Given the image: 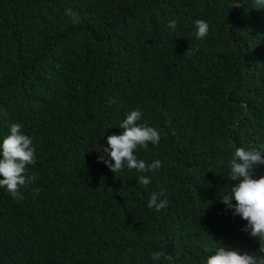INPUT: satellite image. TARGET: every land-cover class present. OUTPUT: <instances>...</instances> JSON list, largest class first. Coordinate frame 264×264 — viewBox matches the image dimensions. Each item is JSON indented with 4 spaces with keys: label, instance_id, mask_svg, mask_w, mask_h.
Masks as SVG:
<instances>
[{
    "label": "trees",
    "instance_id": "trees-1",
    "mask_svg": "<svg viewBox=\"0 0 264 264\" xmlns=\"http://www.w3.org/2000/svg\"><path fill=\"white\" fill-rule=\"evenodd\" d=\"M259 7L0 0V140L19 123L36 150L24 198L0 188V264H203L216 246L259 254L247 222L220 200L237 183L236 148L264 153ZM197 19L209 25L202 40ZM133 109L160 136L135 155L162 167L114 174L98 156L110 160L102 147ZM161 189L167 207H147ZM159 250L172 260L153 261Z\"/></svg>",
    "mask_w": 264,
    "mask_h": 264
},
{
    "label": "clouds",
    "instance_id": "clouds-1",
    "mask_svg": "<svg viewBox=\"0 0 264 264\" xmlns=\"http://www.w3.org/2000/svg\"><path fill=\"white\" fill-rule=\"evenodd\" d=\"M256 4L260 6L259 8H264V0H256ZM194 24L196 28L194 36L200 40L204 39L209 32L208 23L197 19ZM168 27L175 29L177 21L169 20ZM113 103H115L114 98L109 100V104ZM141 117L142 113L139 109L130 110L119 124L122 131L107 136V147L103 146L102 149L110 160L98 156V161H103L114 174L122 171L125 165L129 170L135 169L139 173L162 167L159 159L149 164L137 159L135 155L138 146L147 148L149 142L158 145L160 139L155 128L147 123H138ZM261 148H264V145ZM35 152L32 139L22 131V125L12 123L9 134L0 140V177H2L0 188H6L14 199L22 200L24 197L20 189L26 188L36 180V175L29 174L27 170V166L36 161ZM256 165H264V153L261 150L256 148L245 150L237 147L230 161V176L237 183L231 186L229 194L223 195L220 200L228 209L233 210L234 215H239L247 222L243 230L258 239L259 254H241L232 249L216 246L215 251L206 256L203 264H264V175L258 178L254 176ZM139 183L147 186L150 178L141 175ZM164 191L161 189L160 193L152 192L147 207L157 211L166 208L167 200L160 198ZM33 192L38 194L39 189H34ZM151 258L153 261L172 260V257L163 250L155 251Z\"/></svg>",
    "mask_w": 264,
    "mask_h": 264
}]
</instances>
